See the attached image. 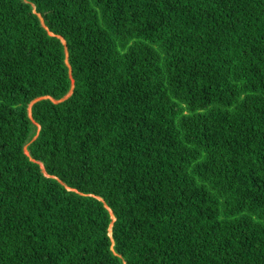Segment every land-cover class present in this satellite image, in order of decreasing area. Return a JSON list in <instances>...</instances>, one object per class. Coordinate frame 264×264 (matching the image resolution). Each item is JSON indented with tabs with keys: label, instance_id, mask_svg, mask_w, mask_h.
<instances>
[{
	"label": "trees",
	"instance_id": "16d2710c",
	"mask_svg": "<svg viewBox=\"0 0 264 264\" xmlns=\"http://www.w3.org/2000/svg\"><path fill=\"white\" fill-rule=\"evenodd\" d=\"M0 264H264V0H0Z\"/></svg>",
	"mask_w": 264,
	"mask_h": 264
},
{
	"label": "rangeland",
	"instance_id": "374dc122",
	"mask_svg": "<svg viewBox=\"0 0 264 264\" xmlns=\"http://www.w3.org/2000/svg\"><path fill=\"white\" fill-rule=\"evenodd\" d=\"M111 235V234H110Z\"/></svg>",
	"mask_w": 264,
	"mask_h": 264
}]
</instances>
